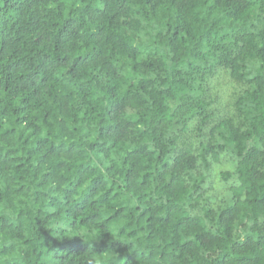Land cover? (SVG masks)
I'll use <instances>...</instances> for the list:
<instances>
[{"label": "trees", "instance_id": "obj_1", "mask_svg": "<svg viewBox=\"0 0 264 264\" xmlns=\"http://www.w3.org/2000/svg\"><path fill=\"white\" fill-rule=\"evenodd\" d=\"M0 264H264V0H0Z\"/></svg>", "mask_w": 264, "mask_h": 264}]
</instances>
